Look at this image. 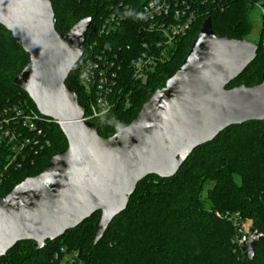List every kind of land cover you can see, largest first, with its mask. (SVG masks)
<instances>
[{"label": "trees", "instance_id": "1", "mask_svg": "<svg viewBox=\"0 0 264 264\" xmlns=\"http://www.w3.org/2000/svg\"><path fill=\"white\" fill-rule=\"evenodd\" d=\"M148 1L53 0L60 33H67L84 18H92L84 56L66 82L86 110L95 96L88 94L80 80L82 66L89 57L96 59L102 53L115 60L119 79L110 95L112 108L93 119L99 134L106 138L129 125L143 104L166 85L207 18L212 19L218 36L248 39L257 5L264 8V0H193L191 11L196 18L186 34L177 38L170 58L149 70L146 79L137 80L132 60L144 53L145 43L152 47L160 37L147 30L139 17ZM113 15L115 20L109 23L116 27L101 33L103 24ZM261 16L257 58L227 88L244 78L242 85L247 87L262 82L264 13ZM29 59L19 41L0 24V118L10 119V124L15 123L26 137L39 140L37 153L27 152L28 158H20L21 168L9 166L13 147L8 142L0 143V197L8 195L24 178L40 174L54 155L68 147L57 122L41 118V134L20 123L18 112L33 109L39 113L30 96L13 84ZM233 218L249 222V230L256 228L263 234L252 261L238 244ZM100 219L101 212H96L64 236L48 241L41 250L35 249L34 241L18 242L0 258V264H61L66 253H78V260L85 264H264V121L228 127L213 141L196 148L172 178L146 177L138 184L127 209L115 217L95 244Z\"/></svg>", "mask_w": 264, "mask_h": 264}, {"label": "water", "instance_id": "2", "mask_svg": "<svg viewBox=\"0 0 264 264\" xmlns=\"http://www.w3.org/2000/svg\"><path fill=\"white\" fill-rule=\"evenodd\" d=\"M91 23L84 18L60 33L53 0H0V24L30 57L13 84L59 124L68 141L40 174L0 197V258L21 241H34L41 250L101 212L97 244L146 177L172 178L196 148L228 127L264 121V73L260 84L227 88L255 61L258 45L218 36L207 18L166 85L129 125L101 136L95 123L84 120L86 110L66 83L84 56ZM262 238L250 230L249 261Z\"/></svg>", "mask_w": 264, "mask_h": 264}, {"label": "built area", "instance_id": "3", "mask_svg": "<svg viewBox=\"0 0 264 264\" xmlns=\"http://www.w3.org/2000/svg\"><path fill=\"white\" fill-rule=\"evenodd\" d=\"M192 2L193 0H150L145 4L139 17L147 30L158 33L160 37L153 42L152 47L150 46L151 44L147 45L145 43L144 47L146 50L144 53L137 55L132 60L131 66L135 79H146L149 70H152L160 62H164L170 58L177 38L180 35L186 34L196 18L194 12L191 11L193 7ZM259 6L264 13V8L261 5ZM114 20L115 16L113 15L111 20L103 24L100 30L101 33H104L109 27H116L115 24L109 23L114 22ZM92 48L93 44L90 45V49ZM79 76L88 94L95 96L94 99H91L88 110L85 109L84 120L91 121L106 114L112 108L113 103L110 100V95L114 92L119 79L115 60L105 53L98 54L96 59L89 57L82 66ZM18 115L23 127L32 132L42 133L38 127V121L46 117L42 116L40 112L38 113L31 109L27 113L18 112ZM10 121L8 118H0V143L8 142L12 145L13 157L9 166L21 168L23 161H20V158H28L26 157L28 156L27 152L35 151L37 153L36 147L39 144V140L26 137L22 131L17 130L15 123L10 124ZM32 143L34 144L32 145ZM232 220L237 229L238 244L245 251L250 230L244 226L243 221L240 219L233 218ZM78 259V253H66L61 264H85L82 260Z\"/></svg>", "mask_w": 264, "mask_h": 264}, {"label": "rangeland", "instance_id": "4", "mask_svg": "<svg viewBox=\"0 0 264 264\" xmlns=\"http://www.w3.org/2000/svg\"><path fill=\"white\" fill-rule=\"evenodd\" d=\"M259 5H261V4L259 3L257 5L259 9H256V11L253 14L254 29H253L252 33L250 34V36L248 38L250 41H253L255 43H257V40L259 38V33L261 31V27H262V24H263V17L261 16V12L262 11H261ZM244 80H246V78H244ZM244 80L240 79L238 82H236L233 85V87L240 86V84L242 85ZM233 87H231V88H233ZM91 122H93V120H91ZM243 223H244V226L248 229L249 228V222H243Z\"/></svg>", "mask_w": 264, "mask_h": 264}]
</instances>
